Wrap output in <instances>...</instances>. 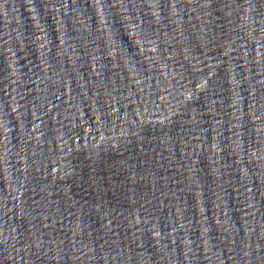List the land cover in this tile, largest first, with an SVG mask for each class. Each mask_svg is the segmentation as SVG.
I'll use <instances>...</instances> for the list:
<instances>
[{"label": "water", "instance_id": "1", "mask_svg": "<svg viewBox=\"0 0 264 264\" xmlns=\"http://www.w3.org/2000/svg\"><path fill=\"white\" fill-rule=\"evenodd\" d=\"M0 264H264V0H0Z\"/></svg>", "mask_w": 264, "mask_h": 264}]
</instances>
